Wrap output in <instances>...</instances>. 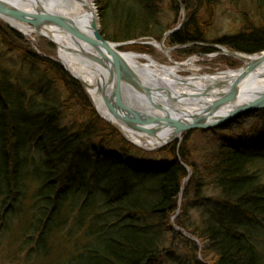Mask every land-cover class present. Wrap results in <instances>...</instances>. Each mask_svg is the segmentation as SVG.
Masks as SVG:
<instances>
[{
  "label": "trees",
  "instance_id": "16d2710c",
  "mask_svg": "<svg viewBox=\"0 0 264 264\" xmlns=\"http://www.w3.org/2000/svg\"><path fill=\"white\" fill-rule=\"evenodd\" d=\"M241 1L180 0L185 22L165 46L191 44L175 52L179 59L215 52L202 44L248 55L264 51V24L209 40L222 2L264 20V0H249L248 8ZM95 4L100 34L116 43L160 41L180 14L175 0ZM164 7L176 17L165 26L158 17ZM23 40L0 21V43L24 55L27 73L39 85L0 68L1 231L32 201L35 244L53 246L51 237L66 238L63 264H264V109L210 130L219 135L201 160L188 147L192 132L155 154L164 157L158 160L102 120L80 84ZM244 118L254 121L235 128Z\"/></svg>",
  "mask_w": 264,
  "mask_h": 264
},
{
  "label": "bare ground",
  "instance_id": "6f19581e",
  "mask_svg": "<svg viewBox=\"0 0 264 264\" xmlns=\"http://www.w3.org/2000/svg\"><path fill=\"white\" fill-rule=\"evenodd\" d=\"M5 1L21 12L33 13L40 8L49 14L69 19L76 23L87 35L89 34L88 26L90 22L93 19L97 20L96 9L91 0ZM0 19L28 38L41 36L53 42L57 46L56 57L59 62L72 76L86 84L85 91L100 117L118 127L133 144L147 150H154L158 146L157 141L166 140L170 137V131L164 129L160 131L156 129L154 137L143 135L126 127L110 113L101 94L96 90V87L101 86L105 79V75L103 77L102 71L97 67L95 61L96 47L85 42L86 39L84 40L74 28L70 30L47 28L39 32L32 26L11 17L2 16ZM150 44L160 50L158 42L154 41ZM122 45L111 43L112 49L126 72H129L128 68H131L144 81L141 80L142 83L152 84L153 90L169 91L168 94L176 96L175 98H167L165 97L166 93L161 92L158 101L162 105L160 108L148 105L143 101H134L135 98L129 102L133 108L155 116L169 115L174 112L190 113L198 111L201 107L203 108L224 94L239 73L238 70H224L213 74H201L194 65V58L182 63H173L169 60V64H160L146 54L123 53L118 50ZM161 51L169 58L167 50L163 49ZM262 52L252 55L246 54L247 56L243 57L246 62L243 70L251 75L240 85L239 104L250 101L251 95L264 88V53ZM182 71H187L189 74L182 76L180 74ZM145 85L147 84L145 83ZM226 111L227 109L223 112Z\"/></svg>",
  "mask_w": 264,
  "mask_h": 264
},
{
  "label": "water",
  "instance_id": "95a60500",
  "mask_svg": "<svg viewBox=\"0 0 264 264\" xmlns=\"http://www.w3.org/2000/svg\"><path fill=\"white\" fill-rule=\"evenodd\" d=\"M175 1L181 7L182 11H184L180 0ZM2 16L11 17L22 23L28 24L39 32L47 28H57L61 30H70L71 28H74L84 40H87H85V42L93 44L94 47H96L97 52L95 54L97 67L102 71L103 77L104 75L105 79L107 77L106 81L104 79L101 86L96 87V90L101 94L110 113L118 118L123 125L143 135L154 137L156 129H159V131L163 129L165 131H170V137L168 139L157 141L158 146L156 149L164 148L176 140H181V136L189 131H207L220 128L242 114L264 109V88L251 95L252 98L250 101L240 104L238 102V99L240 98V85L249 77V75H251L243 70L246 65L243 57L247 56L246 54L232 52L226 48L223 49L219 45L209 44V48L221 51L224 55L232 57L242 64V67L238 70L239 73L237 77L231 82L226 92L213 102L208 103L203 108L201 107L196 112H174L169 115L162 114V116H155L145 113L140 109L133 108L129 102L135 98L134 101H143L148 105H154L160 108L162 105L158 101L160 100L159 97L161 96V92H165V97L167 98H175L176 96L168 94L170 93L169 91H161L160 89L153 90V85L145 82L148 85L147 87L145 83H142L143 80L139 77L136 71L131 68H128L129 72L125 71L124 66H122L121 61L112 49L111 42L105 40L100 34L98 14L96 15L97 20L93 19L88 26V35L81 30L76 23L69 19L49 14L40 8L33 13L21 12L5 0H0V18ZM179 28L180 25L164 34L163 38L158 42L160 51L164 49L170 52L178 48H165L164 41L166 37L174 34ZM47 40L51 42L49 39ZM51 43L54 44L53 42ZM262 53H264V51ZM171 61L173 62V60ZM70 76L78 81L84 90L86 89V84L84 82L78 80L71 74ZM226 109L227 111L223 112ZM106 122L115 128V130H117L127 142L133 144L118 127L108 121ZM133 145L136 146L135 144ZM186 169L188 170V168ZM187 238L198 243L194 238Z\"/></svg>",
  "mask_w": 264,
  "mask_h": 264
},
{
  "label": "rangeland",
  "instance_id": "374dc122",
  "mask_svg": "<svg viewBox=\"0 0 264 264\" xmlns=\"http://www.w3.org/2000/svg\"><path fill=\"white\" fill-rule=\"evenodd\" d=\"M91 1L98 14L99 26H100L98 8L95 4V0H91ZM223 3L225 2H222L221 5H219V7L217 8L218 13H215L213 25L212 27H210L208 31L209 32L208 36L210 38L209 40L211 41H216L225 36L231 37L233 35H236V34H239L245 31L244 29L246 28L240 22L241 19H240V16L238 15V10H235L228 3L227 4L226 3L223 4ZM163 9L165 10H163L162 13L158 15V17L162 25L165 26L169 23H172L176 17L174 13L166 9V7H164ZM185 18H186L185 9L184 11H182L180 7V14L178 18H176L177 22L175 26H173V28L169 30L175 29L180 25V28L178 29L179 31L185 22ZM249 19H251V24H249L248 26L257 27L255 24H257L258 18L254 14H251V16H249ZM0 21L4 23L5 25L9 26L5 22H3L1 19ZM243 26L245 27L244 29H243ZM13 30L16 31L15 29ZM18 33L21 34L20 32ZM21 35L24 38L23 41L28 44L32 52H35L37 55L45 57L51 61L57 62L62 67V69L70 76V74L63 68L62 64L59 62V60L56 57V51H57L56 45L49 42L47 38L45 37L34 36L32 38H28L24 36L23 34ZM154 41L155 40L153 39L131 41L130 44L125 43L122 46H120L118 50L123 53L133 52L137 54H146L149 57H151L154 61L160 64H169L170 59L173 60V62L175 63H182V62L187 61L190 58H194V65L196 68L199 69V72L201 74H211V73L213 74V73L224 71V70H239L242 67V64L238 60L232 57L226 56L221 51H218V50H216L214 53L189 56L185 59L184 58L179 59L177 54L175 55V52H178V50L181 51L180 49H185L187 47H190L191 44L179 45L178 48L175 49L174 53L173 51L169 52L168 54L169 58H167L166 55L163 54V52H161L160 50H158L157 48L153 47L150 44L151 42H154ZM111 43H116V42H111ZM208 45L209 44H202V46H206V47ZM214 45H219V44L214 43ZM219 46L222 47L223 49L226 48L223 45H219ZM166 48H169V47L166 46ZM23 56L24 55L19 50H14L12 48L6 49L0 43V68L4 69L10 75L12 74L11 76L13 79L15 78V73H17L19 76L21 75L22 78L31 79L29 82H32L33 84L32 86H39V85H34V81H35L34 75L31 74V77H30V75L27 73L28 65L25 64V62L24 63L22 62ZM222 56H226L230 58L231 60H233L234 63H230L231 65L233 64V66H231L230 64H228L229 66L224 65V63L221 60ZM140 62L144 63L143 61H140ZM180 74L182 76H187L189 72L182 71ZM82 89L84 90L83 87ZM84 92L88 96L85 90ZM64 98H65V93L61 91V99H64ZM88 98L90 100L89 96ZM90 102L92 104L91 100ZM93 108L95 112L97 113V115L100 117V115L98 114L94 106ZM73 116H74V113L69 114L68 119H70V117H73ZM100 118L104 120L102 117ZM253 121H254V118L240 119V123L235 128L246 127L245 126L246 124L250 125ZM189 132H192L190 134V137H189L190 139L188 142V147H189V150L191 151V155L193 158L195 157L201 160V152L202 151L208 152V149L211 148L209 147V145L215 142V140L213 139L214 136L217 137L219 134L216 133L213 135L210 130H207V131L192 130ZM182 136H181V139H182ZM131 145L134 148H137L138 150L143 151L144 153L154 154L153 157H156L158 160H164V157L161 155L155 156V154L163 150V148L147 150L144 148L134 146L133 144ZM187 171H188L187 179L189 180L191 177L192 171L189 167ZM188 180H186V182ZM208 196L213 197L214 195L209 194ZM31 202L32 201H27L24 204V206H22V211H21V214H19V216L13 217L10 219L8 218L6 229L4 231L0 230V264H63L67 260L66 256L68 255V252H69V248L67 247L68 243L67 242L65 243L66 238L63 237L61 239L62 236L56 235V236L51 237L52 240L54 239V241L56 242L53 246H52L51 241L49 243L46 242L45 247L42 245L36 246L35 241L37 239L36 238L37 236L34 234V231L32 229L35 215L33 214L34 212H32L31 210V205H32ZM181 212H182V201H181L180 208L177 214H180ZM1 213L2 212H0V214ZM191 213L196 215V211H191ZM36 247L38 250L36 249Z\"/></svg>",
  "mask_w": 264,
  "mask_h": 264
},
{
  "label": "flooded vegetation",
  "instance_id": "af4514ba",
  "mask_svg": "<svg viewBox=\"0 0 264 264\" xmlns=\"http://www.w3.org/2000/svg\"><path fill=\"white\" fill-rule=\"evenodd\" d=\"M241 1V0H240ZM242 3H246V5H244V4H242V3H239V5L240 6H242V7H246V8H248V7H250V5L251 4H249V0H242L241 1ZM238 6V5H237ZM239 7V6H238ZM240 8V7H239ZM238 15L240 16V19H241V16L243 15L245 18H243V19H241L240 20V22H241V24H243V25H248V24H251V19H249V15L247 14V13H240V12H238ZM251 15V14H250ZM243 20V21H242ZM244 22V23H243ZM261 24H264V20L263 19H260V18H258V21H257V24H255L256 26L257 25H261Z\"/></svg>",
  "mask_w": 264,
  "mask_h": 264
}]
</instances>
